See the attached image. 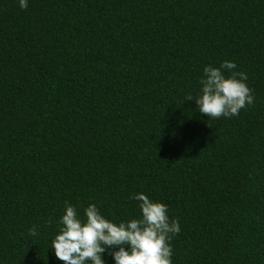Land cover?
<instances>
[{"label": "trees", "instance_id": "trees-1", "mask_svg": "<svg viewBox=\"0 0 264 264\" xmlns=\"http://www.w3.org/2000/svg\"><path fill=\"white\" fill-rule=\"evenodd\" d=\"M0 264H264V0H0Z\"/></svg>", "mask_w": 264, "mask_h": 264}]
</instances>
